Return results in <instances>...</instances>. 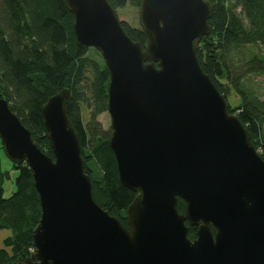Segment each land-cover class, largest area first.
Instances as JSON below:
<instances>
[{"label": "water", "instance_id": "1", "mask_svg": "<svg viewBox=\"0 0 264 264\" xmlns=\"http://www.w3.org/2000/svg\"><path fill=\"white\" fill-rule=\"evenodd\" d=\"M64 2L75 44L97 50L109 72L108 145L136 196L126 226L94 201L67 89L41 107L53 158L0 97L2 151L29 167L40 205L33 251L11 264H264V161L196 56L210 2L140 0L144 44L107 0Z\"/></svg>", "mask_w": 264, "mask_h": 264}, {"label": "trees", "instance_id": "2", "mask_svg": "<svg viewBox=\"0 0 264 264\" xmlns=\"http://www.w3.org/2000/svg\"><path fill=\"white\" fill-rule=\"evenodd\" d=\"M207 1L213 14L208 20L210 33L196 49L198 62L226 99L229 113H235L249 132L264 161V96L248 85L252 75H264V0ZM107 2L115 10L140 6V0ZM73 23L64 0H0V97L40 150L53 158L41 107L49 97L68 90L67 116L79 136L93 199L126 226V208L136 194L120 184L108 145L111 131L104 130L97 120L107 111L109 72L97 50L75 44ZM121 26L132 41L144 44L139 26L124 21ZM243 50H249L247 57ZM232 93L238 99L236 105L229 103ZM84 111L87 121L83 120ZM11 168L17 174L14 191L5 198L2 185L9 173L0 167V231L8 232L1 240L0 264L30 256L32 232L40 218L31 170L25 163H11ZM184 206L177 199L179 213L184 212ZM186 225L187 237L192 240L197 228Z\"/></svg>", "mask_w": 264, "mask_h": 264}, {"label": "rangeland", "instance_id": "3", "mask_svg": "<svg viewBox=\"0 0 264 264\" xmlns=\"http://www.w3.org/2000/svg\"><path fill=\"white\" fill-rule=\"evenodd\" d=\"M118 19L120 21L127 22L129 25L137 27L139 26L138 23V9L134 8L130 5H126L122 9H117L116 10ZM245 56H248L249 50H243ZM264 52V51H262ZM96 59H98L97 56H95ZM248 85L254 89L257 93L261 94V96H264V75H252L250 77V80L248 81ZM238 102L237 97L232 93L229 96V103L231 105H236ZM87 112H83V120L87 121ZM97 120L101 124V127L104 130H109L110 129V116L108 112H104L100 114L97 117ZM0 167L2 170L7 171L9 173V177L4 180L3 183V197H9L12 192L14 191V184L13 180L15 176L17 175L16 172L11 168V162L8 160V158L4 155L3 151L0 149ZM8 234L7 231H0V245H1V240L4 236Z\"/></svg>", "mask_w": 264, "mask_h": 264}, {"label": "bare ground", "instance_id": "4", "mask_svg": "<svg viewBox=\"0 0 264 264\" xmlns=\"http://www.w3.org/2000/svg\"><path fill=\"white\" fill-rule=\"evenodd\" d=\"M42 113V112H41Z\"/></svg>", "mask_w": 264, "mask_h": 264}]
</instances>
